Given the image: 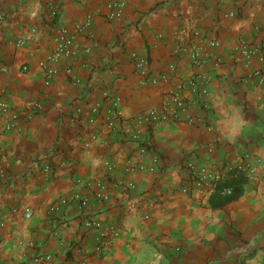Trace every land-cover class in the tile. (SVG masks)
Returning <instances> with one entry per match:
<instances>
[{
    "label": "crops",
    "instance_id": "1",
    "mask_svg": "<svg viewBox=\"0 0 264 264\" xmlns=\"http://www.w3.org/2000/svg\"><path fill=\"white\" fill-rule=\"evenodd\" d=\"M123 1L122 19L108 21L101 0H0V102L23 115L12 128L0 115V264H40L44 255L49 264H264V81L253 76L264 57V0ZM59 28L76 54L48 62ZM181 46L198 47L199 63ZM130 52L165 79L141 86ZM175 89L195 123L156 125L155 171L128 173L139 159L121 127L105 126L111 100L127 127ZM34 104L42 108L32 112ZM94 105L100 114L89 124ZM234 167L249 180L221 208L206 190H179L191 169L224 177ZM86 219L118 236L96 250Z\"/></svg>",
    "mask_w": 264,
    "mask_h": 264
},
{
    "label": "built area",
    "instance_id": "2",
    "mask_svg": "<svg viewBox=\"0 0 264 264\" xmlns=\"http://www.w3.org/2000/svg\"><path fill=\"white\" fill-rule=\"evenodd\" d=\"M106 1L105 9L106 14L105 18L108 21H118L122 19V13L124 8L123 0H101ZM90 25V17L87 16L82 22L81 28L88 27ZM159 37H161L159 35ZM24 41H19L18 45H23ZM210 47H217V41H211L208 44ZM179 52L188 53L190 60L193 64L199 63L200 50L198 47L192 48L190 51L184 46L179 47ZM88 53V50L85 51ZM251 51L244 52V55L249 58ZM76 54V49L74 45L73 37L64 29L59 28L54 33V48L52 53L48 58V62L58 63L60 61H68L73 58ZM128 58L132 62L135 71L139 77V84L141 86L145 85H155L161 80H164V76L156 77L151 75L150 70V61L147 57L141 56L136 52L128 53ZM261 68L253 74L254 77L258 79V82L261 84L264 81V57L260 59ZM44 66V65H43ZM46 68L47 77L51 78L56 74V69ZM169 70H174V66H169ZM66 75H71V69L65 67ZM194 82H191L190 85H193ZM200 93L202 95L207 94L206 89H201ZM42 107L40 104L32 105V112L38 111ZM189 103L184 100L181 96L178 89L171 90L167 95L162 99L161 104L158 107L150 108L146 111L139 112L135 115L133 119L127 122V127L123 125L125 121L122 119V112L120 109L119 98H113L110 102V109L105 112L104 120L105 126L110 131H115L119 127L120 133L124 137L126 143L132 144L135 146V153L139 161L135 164H129L126 168V171L129 173L134 169L139 171H148L154 172L158 163V155L152 150L149 144V136L151 130L158 125L159 123L166 121H185L188 124H194L195 119L188 114ZM100 114L99 105H94L90 109V118L88 120L89 124H94L96 118ZM0 115L7 116L9 121L7 123V128H12L17 125L21 117L23 116L20 111L13 110L6 103L0 102ZM27 119L31 115H27ZM123 126H120V125ZM130 163V161H128ZM106 171L111 173L113 171V166L109 162H105ZM240 168V167H239ZM241 169V168H240ZM45 173L53 172V169L50 165L44 167ZM221 178L220 174L207 170L200 169L195 170L191 169L188 172L185 180L182 185L179 187V190L182 194L190 195L192 192L202 193L207 191L212 193L215 188V183ZM128 189L134 188L132 182L126 184ZM226 195L230 194L229 190L223 192ZM209 194V195H210ZM73 201L80 202V196L74 195L72 197ZM66 201H63V203ZM25 218H30L32 212L27 209L24 213ZM85 227L95 231L94 244L96 250H101L111 239L118 236V230L115 227H106L100 221L95 219H86ZM37 261L40 264H49L52 261L51 255H44L37 257Z\"/></svg>",
    "mask_w": 264,
    "mask_h": 264
},
{
    "label": "trees",
    "instance_id": "3",
    "mask_svg": "<svg viewBox=\"0 0 264 264\" xmlns=\"http://www.w3.org/2000/svg\"><path fill=\"white\" fill-rule=\"evenodd\" d=\"M248 180L246 170L239 167L230 169L224 177L216 181L214 191L209 195V206L217 209L236 201L243 195V186ZM225 190H229L230 194H224Z\"/></svg>",
    "mask_w": 264,
    "mask_h": 264
}]
</instances>
